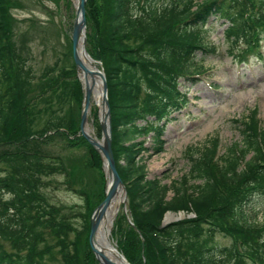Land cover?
<instances>
[{
    "label": "trees",
    "instance_id": "obj_1",
    "mask_svg": "<svg viewBox=\"0 0 264 264\" xmlns=\"http://www.w3.org/2000/svg\"><path fill=\"white\" fill-rule=\"evenodd\" d=\"M141 1L103 0L88 19L91 27L94 20L99 26L97 36L88 39L89 52L103 63L107 76L116 166L128 190L134 223L145 239L143 245L128 225L129 233L113 232L119 236L118 248L132 264H144V258L151 264L153 253L159 264H264V221L259 223L258 216L247 219L242 210L264 201V124L255 119L257 112L253 120L241 121V142L228 148L219 162L214 160L217 139L199 153L189 150V172L170 185L147 179L138 152L125 145L149 131H133L135 118L157 114L168 121L173 111L186 106L181 83L206 74L204 62L217 52L207 41L208 27L215 21L227 25L224 38L233 57L256 51L259 34H264V0H144L142 6ZM6 2L0 0V146L13 144L16 151L0 153V240L12 250L0 244V264H98L88 243L93 212L88 189L72 186L74 170L63 158L35 148L41 139L79 132L80 115L67 107L78 90L82 96L75 67L76 87L69 79L55 83L52 78L47 88L42 81L35 105L28 96L34 77L10 41ZM199 55L203 63L196 62ZM56 70L49 68L39 79ZM49 88L53 92L47 93ZM42 103L46 107L38 108ZM143 145L136 144L147 150ZM91 158L102 168L94 149ZM56 175L65 177L71 191L89 205L87 213L79 215L83 225L78 238L87 241L86 255L70 241L75 213L63 214L46 196ZM170 191L173 197L167 200ZM94 195L98 198V191ZM168 212L195 217L164 226ZM46 232L56 238L59 257L45 245ZM218 233L228 237L230 245H217Z\"/></svg>",
    "mask_w": 264,
    "mask_h": 264
},
{
    "label": "rangeland",
    "instance_id": "obj_2",
    "mask_svg": "<svg viewBox=\"0 0 264 264\" xmlns=\"http://www.w3.org/2000/svg\"><path fill=\"white\" fill-rule=\"evenodd\" d=\"M75 2L76 0H9L6 2L9 14L10 41L14 45L19 59H24L25 69L30 71V75L34 77L28 96L35 105L41 96L39 84L42 81L45 84L44 88H47L51 85L49 81L52 78L55 83L57 81L66 83L69 79V85L76 87L70 40L75 18ZM102 3L103 0H89L88 15L90 16L92 10L100 7ZM225 28L223 22L215 21L211 30H208L207 41L218 47V53L206 58L204 64L207 74L201 76L203 80L195 84L182 81L180 89L186 93L188 101L185 103L184 109L173 111L174 113L167 123L163 125V152L155 154L154 140L151 136L137 137V141H144V147L150 148V151L148 153L139 152L136 159L138 161L140 158V165L146 166V177L161 180V186L163 184L170 185L173 181H181L182 176L189 172L187 150L194 149L199 153L200 149L212 147L218 138L221 140L219 150L223 155L232 145L241 142L242 120L245 118L253 120L254 113L257 112L255 119H260L264 124V46L263 58L259 60L256 58L257 55H249L250 58L247 59H233L229 54L228 42L224 38ZM97 29L99 26L95 20L91 27L90 17L88 39L96 35ZM87 44L91 50L88 41ZM197 58L196 62L203 63L202 55ZM53 67L57 69L55 72H50L49 77L45 80L39 79L46 70ZM240 70H242L241 75L238 73ZM48 90L49 92L53 91L52 88ZM82 98L79 96L78 90L77 95L73 98V105L69 107L71 103L68 102L69 100L66 101L69 110L76 111L77 115H80ZM99 105L93 98L92 108L94 109H92L90 122L96 137H100V125L97 118L100 111ZM41 107L45 108L46 105L42 103L38 108ZM136 125L141 126L143 122L140 120ZM136 129L133 127V131ZM41 141V146L35 148L51 155L60 156L71 166V169L74 170V175L71 178L72 186L88 189L91 206L94 210V207L98 206L105 196L107 177L103 165L102 169L91 158L90 145L79 134L73 137L56 135L54 139L47 137ZM128 144L136 148L135 142H128ZM30 146L32 147L33 143H30ZM10 151H16L13 144H1V154ZM68 160L71 162L69 163ZM88 161L90 166L87 165ZM51 181L52 185L45 189L46 196L50 203L58 207L63 214L75 213L74 218L69 216L74 229V232L70 234V241L77 243V248L86 255L85 243L87 241L84 237L78 238V232L82 230L83 225V220L79 215L80 212L87 213L89 205L85 204L79 192L71 191L72 189L66 184V179L62 175L54 176ZM47 183H49V179ZM190 183L194 184L195 182ZM96 191L99 193L98 198L94 195ZM172 197L173 192L170 191L166 199L170 200ZM244 211L248 219L255 218L257 214L259 223L264 221V201L254 202ZM130 213L133 218L131 210ZM168 214L176 216L184 214L183 219L194 217L193 214L186 215L184 212L177 214L169 212ZM175 222L178 221L166 223L164 219L165 225ZM127 226L128 221L122 211L114 220L112 233L116 230L120 234L129 233ZM45 238L47 239L45 245H49L53 253L59 257V249L55 247L56 238L54 235L50 233L48 235L46 232ZM215 240L219 246L231 243V240L224 234H217ZM118 242L119 236H115L113 243L117 246ZM0 244L12 252L9 243L0 240ZM151 264H159L154 253Z\"/></svg>",
    "mask_w": 264,
    "mask_h": 264
},
{
    "label": "water",
    "instance_id": "obj_3",
    "mask_svg": "<svg viewBox=\"0 0 264 264\" xmlns=\"http://www.w3.org/2000/svg\"><path fill=\"white\" fill-rule=\"evenodd\" d=\"M88 0L76 1V15L73 23L71 34L72 51L78 78L82 85L83 104L81 111L80 135L83 136L90 145L100 155L104 170L107 177V190L105 199L95 209L91 218V229L89 235V245L99 264H131L126 257L120 253L115 247L111 253H107V248L102 246L98 239L99 228L102 223L107 221V211L120 198L123 200L124 211L128 205L127 189L119 175L112 149V123L111 109L109 103V91L107 79L104 71L95 70L83 62V56L88 55L87 43V5ZM96 79L101 84V112L100 123L102 128V138L99 140L87 131L90 110L92 105V95L95 91ZM128 222L137 229L134 223L127 215ZM109 239L110 232L106 231ZM144 241V240H143Z\"/></svg>",
    "mask_w": 264,
    "mask_h": 264
},
{
    "label": "bare ground",
    "instance_id": "obj_4",
    "mask_svg": "<svg viewBox=\"0 0 264 264\" xmlns=\"http://www.w3.org/2000/svg\"><path fill=\"white\" fill-rule=\"evenodd\" d=\"M83 62L87 65H89V67L93 68V69H97L102 71V68L99 64H102L101 61L99 60H94L92 57H90L89 55L83 56ZM100 95H101V84L99 79H96V86H95V93H94V99L100 104ZM87 131L94 137H96V134H94V130L92 127L91 122L88 123L87 125ZM97 139H101L102 137H96ZM101 158V157H100ZM102 160V159H101ZM103 162V161H102ZM123 199L119 198L112 206L111 208L107 211V221L103 222L101 227L99 228V232H98V239L100 240L99 242L101 243L102 246L107 248V253L110 254L111 250L113 249V247L117 248L115 243H113V241L111 240V238L106 234V231H109L111 233L112 231V226H113V222L115 217L119 214L122 205H123ZM185 215L184 214H180V215H174V214H168L165 218V222H171V221H179L181 219H183ZM129 261V260H128ZM130 262V261H129ZM131 263V262H130ZM132 264V263H131Z\"/></svg>",
    "mask_w": 264,
    "mask_h": 264
}]
</instances>
